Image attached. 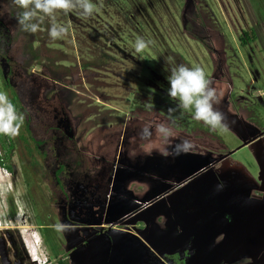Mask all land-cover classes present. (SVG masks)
<instances>
[{"label": "rangeland", "instance_id": "obj_1", "mask_svg": "<svg viewBox=\"0 0 264 264\" xmlns=\"http://www.w3.org/2000/svg\"><path fill=\"white\" fill-rule=\"evenodd\" d=\"M91 2L87 18L57 10L67 32L53 40L52 17L30 33L17 22L24 9L0 0L10 36L0 46L14 62L12 91L0 65V91L24 116L17 136L1 134L12 148L5 156L0 146L11 168L0 164V235L12 236L24 264H123L138 239L172 264H223L222 232L213 231L221 196L264 198V0ZM138 38L150 42L140 53ZM181 64L204 70L226 128L169 98L167 77ZM59 84L73 91L69 100L53 91ZM181 138L192 146L175 155ZM260 205L250 217L264 215ZM221 224L231 245L249 229L243 218Z\"/></svg>", "mask_w": 264, "mask_h": 264}, {"label": "clouds", "instance_id": "obj_2", "mask_svg": "<svg viewBox=\"0 0 264 264\" xmlns=\"http://www.w3.org/2000/svg\"><path fill=\"white\" fill-rule=\"evenodd\" d=\"M13 2L19 8L24 9L17 15V22L24 31L36 33L44 17H52L53 22L48 29V35L53 40L61 38L67 32L65 26L55 22L54 13L57 10H61L65 14L76 10L82 18H87L93 15L96 8L91 0H13ZM41 13L43 15H39ZM149 43L143 38H138L134 44L135 51L143 52ZM167 79L170 84L167 94L170 99L179 101L180 108L194 110V119L202 121L212 129L227 127L225 114L214 107L220 102L216 89L211 86V81L206 78L201 67L190 68L181 64L170 70ZM169 111H174V109L170 108ZM23 121V114L18 113L6 93L0 91V134L10 137L17 136ZM159 131L167 133L168 129L160 126ZM150 134L148 128L143 129L140 133L142 137H147ZM191 146L192 142L189 139L181 138L173 146V153L179 155L187 152ZM21 237L27 249L24 236L21 235Z\"/></svg>", "mask_w": 264, "mask_h": 264}, {"label": "trees", "instance_id": "obj_3", "mask_svg": "<svg viewBox=\"0 0 264 264\" xmlns=\"http://www.w3.org/2000/svg\"><path fill=\"white\" fill-rule=\"evenodd\" d=\"M6 37L7 41L10 40V36L8 34L7 28L5 26V24L0 20V42H1V37ZM7 43V42H6ZM4 65L5 66V70H4V78L5 81L7 83L8 88L10 89V91H12L11 86H10V81H9V77L14 73V62L12 60V58L10 57V55L8 54V49L6 47V45H4L3 47L0 46V65ZM65 91V96L59 97L60 94V90ZM53 91H57L56 94H58V98L60 99H66L69 100V98L72 96L73 91L67 87H64V85L59 84L57 85ZM48 90H44V96L48 97ZM14 97L17 99L16 95L13 92ZM59 102H61L60 100H58ZM59 104V103H58ZM61 105V104H60ZM19 106L22 108V105L19 103ZM61 112V110H60ZM25 125H26V129L28 131V135L31 139H33L35 141V144L39 145L43 142V139H36L33 138L34 134H33V130H32V126L29 123V120H25ZM68 129L66 128V131ZM68 132V131H67ZM66 135L68 136V133H66ZM6 136V135H5ZM10 136H6V139H9ZM0 146L3 148L4 150V155L6 156L7 153L10 151V149L12 148V144L10 142H8L7 144L3 143V137L0 134ZM0 164L2 165V167H4L6 170L10 171V165L7 163H3L2 158L0 157ZM62 166V164L60 163L57 167H56V171H58L60 169V167ZM213 219L211 218L210 220V224H213ZM222 217L220 214V218H218L215 222V226H221L222 224ZM216 230V229H214ZM213 230V231H214ZM234 240V239H233ZM225 242L230 244L231 241L228 240V238H225ZM224 242V245H226V243ZM235 242V240H234ZM127 245V250L125 247V251L126 254L120 255L121 257H124L125 259L127 258V263L126 261L123 264H143L144 262L147 263V257L150 256L152 258V263L153 264H172V258L169 257V253H167L165 250H162L160 248L157 247V245L152 243V246L155 247L156 249V253H153L152 250H149V248L143 244L141 241L135 240V241H130ZM231 246V245H230ZM124 252V251H121ZM158 253V254H157ZM118 254V253H117ZM178 253L176 254V257H178ZM228 256H224V258H227ZM230 257V256H229ZM228 257V258H229ZM232 257V255H231ZM111 258V257H110ZM165 261H169V262H165ZM226 261V260H225ZM172 262V263H171ZM110 264V263H109ZM119 264H122V262L120 261Z\"/></svg>", "mask_w": 264, "mask_h": 264}, {"label": "crops", "instance_id": "obj_4", "mask_svg": "<svg viewBox=\"0 0 264 264\" xmlns=\"http://www.w3.org/2000/svg\"><path fill=\"white\" fill-rule=\"evenodd\" d=\"M253 139L252 140L249 139V140H247V142H249V141L252 142ZM261 165H262V167H264L263 162ZM258 192H260L262 195H264V187L261 190H259ZM255 193L257 194V192H255ZM239 194L240 193H238V195ZM241 196H242V200L245 202L247 201L249 203V206L253 210L255 208H259L261 206L260 203L262 201H264V198L262 200H260L261 198H258L256 201H253L252 199H249L244 194H242ZM246 217L247 218L243 217V219L246 222H248L249 229L247 231H244V235H242L243 234L242 231L239 233H236V234H240V237H237L238 239H236L235 242L232 243V245H231V243L228 244L225 242V238H226V236H225L226 231L225 230L226 229L224 228V226H219V228L214 230L216 232H218V231L222 232L221 233L222 234V241L220 242V245H219V247L221 249V256H223V257L224 256H228V257L230 256L229 258L228 257L225 258V260L228 261V263H238L239 261L241 263V261H243L245 264H264V230L262 229V224L264 225V215L262 217H259L258 219L253 217V216L250 217L248 215ZM224 242L226 243V245H224ZM231 255H232V257H231ZM246 257H248V258H246Z\"/></svg>", "mask_w": 264, "mask_h": 264}, {"label": "flooded vegetation", "instance_id": "obj_5", "mask_svg": "<svg viewBox=\"0 0 264 264\" xmlns=\"http://www.w3.org/2000/svg\"><path fill=\"white\" fill-rule=\"evenodd\" d=\"M62 128L65 129V127H62ZM221 198H222V203H219L218 207L220 208V214L223 215L222 217L224 218H235V217L236 218H243V217L247 218L246 216L250 215L251 207L249 206V203L247 201L246 203L245 201L242 200L241 195H238L236 193H228V194L221 196ZM210 220H211V216H210ZM6 234L9 235V239L7 238ZM6 234H4L5 247H6L7 256L10 262L19 258L21 259L23 263L22 255L20 251L18 250L14 239L9 233L6 232Z\"/></svg>", "mask_w": 264, "mask_h": 264}, {"label": "water", "instance_id": "obj_6", "mask_svg": "<svg viewBox=\"0 0 264 264\" xmlns=\"http://www.w3.org/2000/svg\"><path fill=\"white\" fill-rule=\"evenodd\" d=\"M6 234V232H5ZM7 238L9 239V235L6 234ZM0 264H23L21 259L17 258L16 260L10 262L7 256V250L5 247V238L0 235Z\"/></svg>", "mask_w": 264, "mask_h": 264}, {"label": "built area", "instance_id": "obj_7", "mask_svg": "<svg viewBox=\"0 0 264 264\" xmlns=\"http://www.w3.org/2000/svg\"><path fill=\"white\" fill-rule=\"evenodd\" d=\"M129 93H130V91H129ZM224 263L223 264H225V261H223Z\"/></svg>", "mask_w": 264, "mask_h": 264}, {"label": "bare ground", "instance_id": "obj_8", "mask_svg": "<svg viewBox=\"0 0 264 264\" xmlns=\"http://www.w3.org/2000/svg\"><path fill=\"white\" fill-rule=\"evenodd\" d=\"M26 246H27V244H26Z\"/></svg>", "mask_w": 264, "mask_h": 264}]
</instances>
